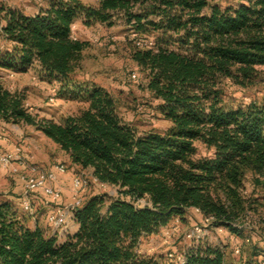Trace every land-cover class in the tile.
Here are the masks:
<instances>
[{
	"label": "trees",
	"instance_id": "1",
	"mask_svg": "<svg viewBox=\"0 0 264 264\" xmlns=\"http://www.w3.org/2000/svg\"><path fill=\"white\" fill-rule=\"evenodd\" d=\"M0 12V121L35 127L119 193L90 196L74 212L78 229L60 241L30 227L0 192V264H163L140 252L141 239L190 209L238 231L233 223L251 209L241 195L245 172L264 175V99L232 106L224 82L248 88L264 77V0H49L32 15ZM78 20L88 27L120 20L136 35L131 57L161 102L165 131L140 133L107 89L75 85L89 45L72 35ZM33 66L58 80L61 94L83 93L88 107L62 122L33 114L26 95L2 82L4 71ZM197 143L207 156H198ZM186 259L229 264L211 244L190 249Z\"/></svg>",
	"mask_w": 264,
	"mask_h": 264
},
{
	"label": "rangeland",
	"instance_id": "2",
	"mask_svg": "<svg viewBox=\"0 0 264 264\" xmlns=\"http://www.w3.org/2000/svg\"><path fill=\"white\" fill-rule=\"evenodd\" d=\"M82 1L86 4L95 2V0ZM217 1L226 5L241 0ZM48 2L49 0H0V9L13 8L32 15L45 8ZM2 16L3 13L0 12V18ZM72 35L89 44L84 51L81 68L73 76L76 86L97 85L107 89L116 98L123 120L134 125L140 133L150 130L162 132L169 127L170 123L158 110L160 100L154 98L147 89L146 73L131 57L136 35L122 21L119 20L111 27L100 23L88 27L78 20L72 26ZM153 40L154 37H149L145 39V44H151ZM0 46L2 48L5 46L1 38ZM2 76V82L7 88L21 91L26 95L27 107L40 118L62 122L67 116L79 114L88 107L83 93L78 97V93L61 94L59 81L48 79L37 66L23 73L4 71ZM224 83L225 100L232 106L247 104L252 100L261 102L264 99V77H261L255 86L248 88L236 86L230 80ZM0 122V132L2 129L6 130L10 144L19 147L25 145L29 149V156H35L25 160L46 170L58 163L67 167V173L60 179L63 195L57 202L58 205H68L73 201L72 178L75 175H82L89 182L88 187L79 193L83 201L100 193H106L114 198L119 196L115 186L97 181L91 169H82L73 165L68 154L35 127ZM197 147L198 156L208 155L204 145L197 143ZM0 150L10 153L1 148ZM25 175L36 176L29 170ZM14 182L9 172L3 173L0 170V192L9 195L11 189L17 187L16 198L9 197L16 208L26 214L29 226L33 228L40 225L48 234L56 235V231L48 224L47 219L49 212L57 204L45 203L42 195H38L36 198H31V211L25 210L23 191L18 190L19 184L15 185ZM241 195L247 200L251 209L247 217L233 223L238 231L223 225L214 226L211 217H203L200 211L190 209L184 219L176 218L160 232L142 237L140 252L161 256L163 264H181L179 258L186 257L190 249L211 244L225 250L229 264H264V175L248 169L245 172ZM43 202L48 205H43ZM75 224L73 219L69 221L68 232H73ZM220 228L223 230L220 231ZM170 253L173 254L172 257L169 256Z\"/></svg>",
	"mask_w": 264,
	"mask_h": 264
},
{
	"label": "built area",
	"instance_id": "3",
	"mask_svg": "<svg viewBox=\"0 0 264 264\" xmlns=\"http://www.w3.org/2000/svg\"><path fill=\"white\" fill-rule=\"evenodd\" d=\"M22 148H17L16 154L5 153L0 150V167L4 170L12 169L14 162H21L25 167L35 174V177L23 175L24 180V194H23V206L25 210L31 211V198L34 193L42 190L44 195L52 198V200L59 202L62 199L63 187L60 184V176L67 173V167L58 163L51 169H41L38 165L31 163L23 159ZM89 185L88 180L82 175H75L72 178V190L74 198L68 205H58L53 208L48 214V224L54 228L58 238H63L68 233V224L71 219L74 220L75 210L83 204V198L79 193L83 192ZM198 230V229H197ZM223 228H220L222 231ZM170 257L173 254H169ZM181 264H186L187 259L184 256L179 258Z\"/></svg>",
	"mask_w": 264,
	"mask_h": 264
},
{
	"label": "crops",
	"instance_id": "4",
	"mask_svg": "<svg viewBox=\"0 0 264 264\" xmlns=\"http://www.w3.org/2000/svg\"><path fill=\"white\" fill-rule=\"evenodd\" d=\"M13 75V74H12ZM1 123V122H0ZM21 148H22V153H21V155H22V157H23V159H29V157H32V158H35V156H29V154H28V148H26V146L25 145H23V146H20ZM29 147H30V145H29ZM0 148L2 149V150H4V151H7V152H10V153H13V154H16V152H17V148H19V146L18 145H13V144H10V139L7 137V132H6V130L5 129H2V132H0ZM23 164L21 163V162H19V161H17V162H15L14 164H13V166H12V169H10V170H4V169H2V168H0V170H1V172H6V173H10L11 175H12V178L14 179V184L16 185V184H19V188H18V190L19 189H21V191H23L22 193L24 194V180L22 179V176L23 175H25V173H28V169L26 170V167L24 166H22ZM64 175H61L60 176V179H62V177H63ZM16 189H17V187H15V188H12L11 189V193L8 195V196H12V197H14V198H16V195H15V192H16ZM38 195H42V197H43V199L45 200V203H49V202H52L54 205H55V203L56 204H58L56 201H54V200H52V198H50V197H47V196H45L44 195V193H43V191L42 190H39V191H37L36 193H34L33 194V196L32 197H38ZM21 199H22V197H21ZM43 205H48V204H44V202H43ZM196 210H198V209H196ZM199 211V210H198ZM201 213V212H200ZM35 227H40V225H37V226H35ZM35 227H33V228H35ZM41 228V227H40ZM42 229V228H41ZM78 229V225L77 224H75V226H74V230H73V232H68L67 234H70V233H74L76 230ZM47 235H53V234H48L44 229H42ZM66 237V236H65ZM65 237H63V238H59V240L60 241H63L64 239H65Z\"/></svg>",
	"mask_w": 264,
	"mask_h": 264
}]
</instances>
